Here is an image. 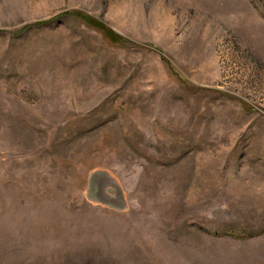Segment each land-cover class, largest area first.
I'll return each mask as SVG.
<instances>
[{"label": "rangeland", "instance_id": "obj_1", "mask_svg": "<svg viewBox=\"0 0 264 264\" xmlns=\"http://www.w3.org/2000/svg\"><path fill=\"white\" fill-rule=\"evenodd\" d=\"M0 264H264V0H0Z\"/></svg>", "mask_w": 264, "mask_h": 264}, {"label": "water", "instance_id": "obj_2", "mask_svg": "<svg viewBox=\"0 0 264 264\" xmlns=\"http://www.w3.org/2000/svg\"><path fill=\"white\" fill-rule=\"evenodd\" d=\"M90 201L122 210L126 207L124 192L108 170H93L90 174Z\"/></svg>", "mask_w": 264, "mask_h": 264}, {"label": "trees", "instance_id": "obj_3", "mask_svg": "<svg viewBox=\"0 0 264 264\" xmlns=\"http://www.w3.org/2000/svg\"><path fill=\"white\" fill-rule=\"evenodd\" d=\"M100 26V25H99ZM110 33V32H109Z\"/></svg>", "mask_w": 264, "mask_h": 264}]
</instances>
